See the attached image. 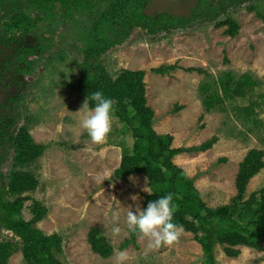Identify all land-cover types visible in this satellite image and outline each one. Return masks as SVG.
Instances as JSON below:
<instances>
[{
	"label": "rangeland",
	"instance_id": "374dc122",
	"mask_svg": "<svg viewBox=\"0 0 264 264\" xmlns=\"http://www.w3.org/2000/svg\"><path fill=\"white\" fill-rule=\"evenodd\" d=\"M26 16L38 19L35 13L26 12ZM76 19L65 24L59 18V24H51L39 18L30 28L34 31L23 40L25 47L34 45L35 39L45 47L27 69V86L19 106L34 143L46 149L35 162L20 168L13 167L14 151L10 149L0 172L7 176L17 170L35 177L37 188L24 195L47 208L46 216L36 227L46 235L60 236L59 258L65 264H115L114 249H121L125 243L123 250L130 257L127 264H202V247L192 233L184 231L177 242L159 249L150 250L148 239L139 235L134 243L129 242L132 233L125 223L126 209L134 211L139 206L143 210L149 195L143 188L148 181L142 175L125 180L113 178L128 149L125 138L129 133H125L118 118L104 145L92 144L79 127L76 113L86 99L77 90V83L89 34L84 30L86 21ZM227 19L238 24L234 38L225 34L228 26L222 23ZM92 62L100 64L112 77L121 70L145 72V99L153 111V130L172 137V148H190L217 139L212 149L176 155L172 162L193 179L194 188L207 207L229 205L237 195L235 180L240 163L251 150L264 151V0L247 1L213 22H195L169 33L150 35L143 28H135L120 45ZM169 65H176L177 69L164 76L151 72ZM226 72L237 77L249 75L258 86L244 98L226 104L224 112H205L199 96L201 84L216 82ZM251 103L253 119L261 122L258 127L251 116L244 118L240 112ZM176 106L182 109L173 113ZM263 187L264 168L249 181L244 200ZM134 196L138 197L135 201ZM30 204L31 200L24 204L25 220L31 218ZM114 225L121 227L119 237L110 235ZM91 230H97L110 245L109 257L103 258L91 250ZM10 237L0 228V242ZM236 249L239 256L230 258L218 245L214 251L216 262L264 264V251ZM8 264H23L21 253L14 254Z\"/></svg>",
	"mask_w": 264,
	"mask_h": 264
},
{
	"label": "trees",
	"instance_id": "16d2710c",
	"mask_svg": "<svg viewBox=\"0 0 264 264\" xmlns=\"http://www.w3.org/2000/svg\"><path fill=\"white\" fill-rule=\"evenodd\" d=\"M213 1L200 0L201 9L197 7L189 18L176 20L164 15L149 17L146 12L151 7V0H25L28 7L47 14L48 19L57 11L62 19L74 17V20L78 18L86 21L84 30L89 34V40L84 47L77 90L84 99L95 91H102L106 97L113 99L116 118L123 123L125 133H129L135 141L131 155L128 149L124 150L113 178L125 180L133 175L147 178L153 193L145 197L143 210L149 202L173 194L174 222L183 225L185 232L195 236V241L202 247V264H218L214 256L218 245L230 258L239 256L237 247L264 251V187L244 200L249 181L264 168V151L253 149L240 163L235 180L237 195L229 205L214 209L207 207L194 188L193 179L172 160L180 154L204 153L212 149L217 139L212 138L195 147L172 148V137L159 135L153 130V111L146 105L145 99V72L121 70L112 77L100 64L92 61L110 48L120 45L132 27H143L148 33L156 34L172 28L189 27L195 22H213L229 9L250 0ZM28 22L30 20L26 19ZM222 24L228 26L225 31L227 36L234 38L238 34V24L232 19ZM176 69V65L160 66L151 72L164 76ZM196 72L204 74L200 69ZM257 86V82L249 75L237 77L232 72H226L216 82L202 83L199 96L205 112H224L226 104L244 98ZM252 104L240 111L244 118H254ZM181 109L176 106L173 113ZM8 120L0 119V124L7 126V131L0 134V169L10 149L14 151L13 167H25L40 158L46 147L34 143L26 125L17 132L16 129L12 131L11 120ZM257 120L253 119V123L258 127L261 122ZM37 185L35 177L26 172L12 170L7 176L0 172V228L11 234L9 239L0 242V264H8L16 253H21L23 264H65L59 258L62 254L60 236L46 235L36 227L46 216L47 208L24 195L34 191ZM28 200H31L28 209L31 218L25 220L22 212ZM137 236L132 233L129 242L134 243ZM88 241L95 254L103 258L110 256V245L99 236L97 230L90 231ZM125 246L126 243L121 246V250Z\"/></svg>",
	"mask_w": 264,
	"mask_h": 264
},
{
	"label": "flooded vegetation",
	"instance_id": "af4514ba",
	"mask_svg": "<svg viewBox=\"0 0 264 264\" xmlns=\"http://www.w3.org/2000/svg\"><path fill=\"white\" fill-rule=\"evenodd\" d=\"M199 1L200 0H166L164 12L157 11L156 14L148 16L157 18L160 15H164L166 18L176 20L186 19L191 16L192 12L197 7L200 9L202 8V6L199 5ZM157 3L156 0H151L150 8ZM186 7L188 8L187 10ZM150 8H148L147 12ZM26 12L29 14L35 13L38 19L42 18L51 24H59V18L64 20L65 24L75 22L74 17L72 19H70V17L62 19L61 16L57 14V11L54 12L55 15L52 16V18L48 19L46 17L47 14H42L39 10H32V8L28 7L25 0H18L15 2L0 0V119L9 118L8 121L10 122L11 120L12 124L11 130L13 131L16 129V132L21 127L25 126L24 116L21 115V108L19 105L23 101L21 95L24 93L25 87L27 86V83H25L27 80V69L31 67L33 57L39 56L45 49V47L36 43V39L32 46L25 47L23 44V40H26L27 34L31 31V26L36 25L38 21L36 16H34V18H36L34 20L27 17ZM26 19L30 20V22L26 23ZM27 27H29V29H27ZM135 28L143 27H132L128 36ZM173 29L180 28H172L169 29V31L163 30L156 34H150L147 29L145 30L150 35H157L159 33H169ZM33 31L34 30L31 32ZM28 51H30L29 54H27ZM22 77L23 79L20 80ZM6 128V124H0V134L6 132Z\"/></svg>",
	"mask_w": 264,
	"mask_h": 264
},
{
	"label": "clouds",
	"instance_id": "9594fccd",
	"mask_svg": "<svg viewBox=\"0 0 264 264\" xmlns=\"http://www.w3.org/2000/svg\"><path fill=\"white\" fill-rule=\"evenodd\" d=\"M70 62H67L66 65ZM65 76H69L68 69ZM57 79L59 80V76ZM76 114L79 115L80 129L87 134L92 144L104 145L107 143L114 130V125L117 123L113 99L106 97L102 91H95L91 96H87L82 108ZM125 141L131 155L135 143L134 138L129 134ZM103 181L102 179L101 183ZM147 184L148 186L144 187L143 191L149 194L153 193L148 182ZM132 199L135 201L138 197L134 196ZM126 210L127 228L131 233L147 238L150 250L174 244L184 232L183 225L174 222L175 205L171 193L149 202L144 210H141L139 206L134 211L132 208ZM121 231V227L114 225L110 235L119 237ZM114 257L115 264H127L130 259L127 250L121 249H114ZM255 258L253 257V259Z\"/></svg>",
	"mask_w": 264,
	"mask_h": 264
},
{
	"label": "water",
	"instance_id": "95a60500",
	"mask_svg": "<svg viewBox=\"0 0 264 264\" xmlns=\"http://www.w3.org/2000/svg\"><path fill=\"white\" fill-rule=\"evenodd\" d=\"M156 1L158 3L155 4L152 8H150L148 12H146L147 15H154V14H156L157 11L164 12L165 7H166V0H156ZM187 9L188 8L186 7V10Z\"/></svg>",
	"mask_w": 264,
	"mask_h": 264
}]
</instances>
